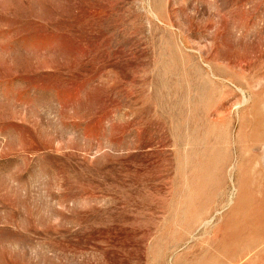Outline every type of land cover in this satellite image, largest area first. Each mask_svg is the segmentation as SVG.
<instances>
[{
  "label": "rangeland",
  "instance_id": "1",
  "mask_svg": "<svg viewBox=\"0 0 264 264\" xmlns=\"http://www.w3.org/2000/svg\"><path fill=\"white\" fill-rule=\"evenodd\" d=\"M0 264H264V0H0Z\"/></svg>",
  "mask_w": 264,
  "mask_h": 264
}]
</instances>
